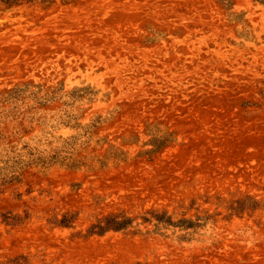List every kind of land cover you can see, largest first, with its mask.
<instances>
[{
	"label": "rangeland",
	"instance_id": "rangeland-1",
	"mask_svg": "<svg viewBox=\"0 0 264 264\" xmlns=\"http://www.w3.org/2000/svg\"><path fill=\"white\" fill-rule=\"evenodd\" d=\"M17 87L97 126L0 185V264H264V0L0 3Z\"/></svg>",
	"mask_w": 264,
	"mask_h": 264
},
{
	"label": "trees",
	"instance_id": "trees-1",
	"mask_svg": "<svg viewBox=\"0 0 264 264\" xmlns=\"http://www.w3.org/2000/svg\"><path fill=\"white\" fill-rule=\"evenodd\" d=\"M35 0H0L1 4L15 5L21 2H32ZM53 1V0H45ZM77 90L65 92L58 96L54 93H46L43 96H36L28 89L15 88L11 90L8 96L0 100V185L15 179L16 173L25 167L31 165L46 166L51 163L66 160L72 157L73 153L81 149L86 143L85 139L91 129L97 126L96 123L82 126L80 124L72 125L74 113L67 110L62 114L53 113L47 106L61 96H71L73 99H81ZM29 94V95H28ZM32 99L33 103H27ZM11 103V107L6 104ZM65 104H69L65 102ZM36 123L39 126L46 127L50 125L52 129L60 126H71L77 129V132L71 137L57 139L51 132V136H40L31 141H24L22 147L13 143L14 138L19 140L27 132L28 124L32 126ZM46 134V133H45ZM10 173V175H8ZM159 222L171 224V220L158 218ZM129 221L119 220L117 216L113 218L111 224L100 226V231L105 228L113 227L115 229L124 228Z\"/></svg>",
	"mask_w": 264,
	"mask_h": 264
}]
</instances>
